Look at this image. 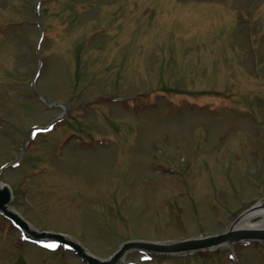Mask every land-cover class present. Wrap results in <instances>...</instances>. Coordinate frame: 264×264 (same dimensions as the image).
<instances>
[{
	"label": "rangeland",
	"instance_id": "rangeland-1",
	"mask_svg": "<svg viewBox=\"0 0 264 264\" xmlns=\"http://www.w3.org/2000/svg\"><path fill=\"white\" fill-rule=\"evenodd\" d=\"M3 166L13 212L101 260L223 233L264 200V0H0ZM43 239L0 212V264H88ZM115 264H264V243Z\"/></svg>",
	"mask_w": 264,
	"mask_h": 264
},
{
	"label": "water",
	"instance_id": "water-1",
	"mask_svg": "<svg viewBox=\"0 0 264 264\" xmlns=\"http://www.w3.org/2000/svg\"><path fill=\"white\" fill-rule=\"evenodd\" d=\"M10 202L11 191L7 185H3L0 187V211L4 215L14 219L22 228L28 230L37 239L48 236L64 240L61 235H53L47 233L38 234L34 231L29 230L27 223L18 214L12 212L9 209ZM261 204L264 207V201L261 202ZM255 206H253L252 209H254ZM245 239H257L264 242V230H233L232 228H229L221 234L183 240L170 245L129 242L125 244L118 252H116L111 260L106 261H101L93 256H90L83 247H81L79 244L74 243L73 241H65L70 243L75 248L78 255H80L81 258L86 260L89 264H115L117 262V259L120 258L128 248L133 246L146 247L158 251L184 252L214 248L223 245L224 243L232 244Z\"/></svg>",
	"mask_w": 264,
	"mask_h": 264
},
{
	"label": "bare ground",
	"instance_id": "bare-ground-1",
	"mask_svg": "<svg viewBox=\"0 0 264 264\" xmlns=\"http://www.w3.org/2000/svg\"><path fill=\"white\" fill-rule=\"evenodd\" d=\"M4 184H0V187ZM257 216H262V219L255 221L253 218ZM233 230H264V207L261 203L257 204L254 209H250L240 215L237 220L230 227ZM229 245L228 243H224L221 246ZM121 259L118 258L117 261Z\"/></svg>",
	"mask_w": 264,
	"mask_h": 264
},
{
	"label": "snow or ice",
	"instance_id": "snow-or-ice-1",
	"mask_svg": "<svg viewBox=\"0 0 264 264\" xmlns=\"http://www.w3.org/2000/svg\"><path fill=\"white\" fill-rule=\"evenodd\" d=\"M49 247H54L55 245H48Z\"/></svg>",
	"mask_w": 264,
	"mask_h": 264
}]
</instances>
